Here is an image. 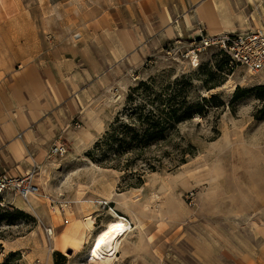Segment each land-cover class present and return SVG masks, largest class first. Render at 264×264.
I'll list each match as a JSON object with an SVG mask.
<instances>
[{"label":"rangeland","instance_id":"1","mask_svg":"<svg viewBox=\"0 0 264 264\" xmlns=\"http://www.w3.org/2000/svg\"><path fill=\"white\" fill-rule=\"evenodd\" d=\"M143 2L0 0V78L46 62L60 47L111 46L112 36L102 29H113L118 13L128 7L136 13ZM87 56L82 69L92 74L95 63L92 53ZM228 60L219 49L198 50L194 38L177 39L98 89L83 85L81 114L68 118L55 141H65L68 154L51 156L55 144L50 146L36 180V204L29 207L13 194L0 200V220L15 219L0 221V264L238 263L204 257L209 251L221 257L227 248L237 252L246 247L249 225H264V97L257 90L264 87V73H230ZM184 81L192 104L216 99L147 153L164 155L156 172L139 161L127 171L87 157L125 110L132 89L149 82L160 91ZM237 91L248 93L236 100ZM112 211L131 228L113 259L93 260L92 238L115 219ZM90 217L93 232L86 224Z\"/></svg>","mask_w":264,"mask_h":264},{"label":"crops","instance_id":"2","mask_svg":"<svg viewBox=\"0 0 264 264\" xmlns=\"http://www.w3.org/2000/svg\"><path fill=\"white\" fill-rule=\"evenodd\" d=\"M153 1L144 0L136 13L128 7L127 15L118 13L116 27L102 29L112 36L111 46L97 41L60 47L46 62L28 64L0 78V175L35 170L38 176L68 118L81 114L83 85L93 83L98 89L173 40L199 38L201 32L216 36L264 30V0H155L152 6ZM102 30L96 36L101 37ZM89 53L96 69L92 74L82 69ZM75 94L78 100L71 102ZM249 227L246 247L237 252L227 248L221 257L209 251L204 259L264 264V225ZM197 257L201 260V253Z\"/></svg>","mask_w":264,"mask_h":264},{"label":"trees","instance_id":"3","mask_svg":"<svg viewBox=\"0 0 264 264\" xmlns=\"http://www.w3.org/2000/svg\"><path fill=\"white\" fill-rule=\"evenodd\" d=\"M230 62V60H228ZM228 71L231 69L228 65ZM189 82H177L173 88L157 91L152 83L142 82L131 90L125 110L119 114L105 135L88 152L87 157L93 162L113 169L129 170L136 162H142L150 172H156L162 165L163 156L147 153L164 144L170 138L171 130L177 125L193 119L196 115H203V104L214 101L216 97L202 98L199 104L189 101L186 85ZM264 97V87L257 88ZM235 93V99L243 98ZM124 161V163H123ZM123 165V166H122ZM137 174V173H132ZM22 214V213H19ZM12 223L5 215L0 221ZM15 254L12 253L13 257ZM57 257L64 259L61 253Z\"/></svg>","mask_w":264,"mask_h":264},{"label":"built area","instance_id":"4","mask_svg":"<svg viewBox=\"0 0 264 264\" xmlns=\"http://www.w3.org/2000/svg\"><path fill=\"white\" fill-rule=\"evenodd\" d=\"M199 38V40L194 38L198 50L215 48L221 50L229 58V67L233 72L241 68L253 75L264 73V30H248L216 36H209L201 32ZM68 151L66 142L60 140L53 146L50 153L54 157H64ZM36 179L37 172L35 170L21 176L1 174L0 200H5L6 196L13 194V196L29 202L30 196L40 193ZM53 210L55 211V209ZM123 220L126 221V219ZM47 233L52 235L53 230L47 229Z\"/></svg>","mask_w":264,"mask_h":264},{"label":"bare ground","instance_id":"5","mask_svg":"<svg viewBox=\"0 0 264 264\" xmlns=\"http://www.w3.org/2000/svg\"><path fill=\"white\" fill-rule=\"evenodd\" d=\"M35 199L36 195H32L29 198V202H24V204L29 207H33V205L36 204ZM112 212L114 214L113 218L115 219L109 222L92 238V243L89 249V257L93 260L109 261L113 259L115 255L120 252L119 248H121L120 246L131 228L129 227L130 225L118 216L116 212ZM86 224L88 229L93 232L94 220L92 217L88 219ZM78 233L80 232H77L76 234L78 235ZM69 237L71 238V236Z\"/></svg>","mask_w":264,"mask_h":264},{"label":"water","instance_id":"6","mask_svg":"<svg viewBox=\"0 0 264 264\" xmlns=\"http://www.w3.org/2000/svg\"><path fill=\"white\" fill-rule=\"evenodd\" d=\"M200 38H198V40H199Z\"/></svg>","mask_w":264,"mask_h":264}]
</instances>
